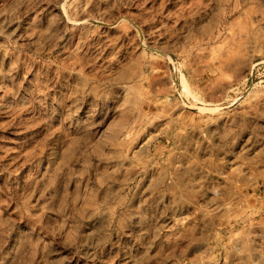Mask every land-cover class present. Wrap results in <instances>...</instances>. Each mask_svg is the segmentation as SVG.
Returning a JSON list of instances; mask_svg holds the SVG:
<instances>
[{"label":"rangeland","instance_id":"1","mask_svg":"<svg viewBox=\"0 0 264 264\" xmlns=\"http://www.w3.org/2000/svg\"><path fill=\"white\" fill-rule=\"evenodd\" d=\"M0 264H264V0H0Z\"/></svg>","mask_w":264,"mask_h":264}]
</instances>
